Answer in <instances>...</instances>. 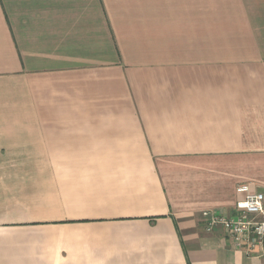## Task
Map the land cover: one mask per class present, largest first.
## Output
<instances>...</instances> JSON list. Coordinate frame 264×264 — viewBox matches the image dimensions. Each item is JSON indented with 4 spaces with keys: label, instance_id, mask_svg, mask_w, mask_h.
I'll list each match as a JSON object with an SVG mask.
<instances>
[{
    "label": "crops",
    "instance_id": "0c3cea01",
    "mask_svg": "<svg viewBox=\"0 0 264 264\" xmlns=\"http://www.w3.org/2000/svg\"><path fill=\"white\" fill-rule=\"evenodd\" d=\"M244 184L264 0H0V264H264L203 217Z\"/></svg>",
    "mask_w": 264,
    "mask_h": 264
},
{
    "label": "built area",
    "instance_id": "2783aa9c",
    "mask_svg": "<svg viewBox=\"0 0 264 264\" xmlns=\"http://www.w3.org/2000/svg\"><path fill=\"white\" fill-rule=\"evenodd\" d=\"M236 192L240 195L236 203L238 214L228 217L205 211L207 230L221 227L237 247L246 246L248 250L258 247L264 254V193L255 191L249 184L238 186ZM250 216L262 218L253 220Z\"/></svg>",
    "mask_w": 264,
    "mask_h": 264
}]
</instances>
